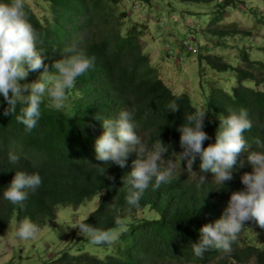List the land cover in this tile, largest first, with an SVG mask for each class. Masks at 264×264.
I'll return each mask as SVG.
<instances>
[{"label":"trees","instance_id":"1","mask_svg":"<svg viewBox=\"0 0 264 264\" xmlns=\"http://www.w3.org/2000/svg\"><path fill=\"white\" fill-rule=\"evenodd\" d=\"M145 1L152 0H136L140 4ZM157 1L172 7L176 3H210L214 0ZM121 2L38 0L44 12L49 13L40 17L25 0L26 16L43 37L44 45L37 47L49 71H56L54 62L70 55L63 50L73 45L89 59H94V64L68 92L65 110L50 109L45 99L40 105L37 125L31 132L26 131L14 115L3 114L7 101L0 94V234L9 231L14 218H17V224L25 218L30 219L40 229L47 226L48 219L54 221L57 218L62 206L78 208L84 201L100 196L96 208L82 221L99 229H110L115 227L117 218L124 220L127 231L121 234L118 249L104 259L95 257L85 252L88 241L80 235L70 243L77 244V253L67 245V249L56 254L50 264H264V229L251 220L245 222L230 252L209 248L198 258L192 247L201 239L199 230L202 226L221 218L231 194L245 189L241 177L253 171L247 160L249 151L264 153V61L251 60L244 49L241 57L245 67L239 66V59L232 60V56L206 57L219 72L235 73L238 85L228 92L223 85L210 83L202 107L200 103H194L189 94L175 93L159 75L143 45L149 26L132 20L126 22L128 15L121 9ZM225 2H220L212 17L213 23L223 22L227 8L238 1ZM210 32L225 38L251 35L218 27L200 33L208 36ZM170 33L171 36L183 34L176 29ZM241 40L248 41L245 37ZM183 41L179 43V52L189 53L186 46L191 43ZM42 71L30 72L25 82L35 81ZM172 102L179 106L174 113L168 107ZM19 109L18 105L17 114ZM198 109L206 112L204 131L209 139L203 142L204 147L215 143L219 117L229 115V110L246 113L252 124L251 129L243 133L252 147L238 154L232 170L234 178L225 185L216 184L211 172L200 173L199 156L191 176L186 170L180 173L181 167L186 169L187 160L179 161L183 149L178 129L187 123L184 114ZM124 110L132 113L134 130L149 148L165 146L161 170L170 158L176 159L178 166L170 182L157 190L150 185L138 206L126 203L129 189L124 182L134 168L133 161L138 158V153L129 154L124 168L103 164L96 159L95 153L96 139L104 132L103 121L116 120ZM9 152L19 155L16 165L9 164ZM16 170L38 173L42 178L41 186L35 192L29 191L21 205H13L3 198ZM199 174L206 175V183L200 184ZM145 210L149 213L138 215L139 211Z\"/></svg>","mask_w":264,"mask_h":264},{"label":"clouds","instance_id":"2","mask_svg":"<svg viewBox=\"0 0 264 264\" xmlns=\"http://www.w3.org/2000/svg\"><path fill=\"white\" fill-rule=\"evenodd\" d=\"M123 1L120 7L127 12L126 22L132 20L145 23L150 25L149 32H152L150 23L132 18L136 15V10L143 11L145 5L146 11L151 12V1L140 4L135 0L131 8L129 5V10L123 6ZM223 1L212 2L214 7L217 5L219 9V4ZM166 7L170 10V6ZM24 8L25 0H0V94L7 101V108L3 114L14 115L16 121L24 125L26 131L31 132L37 125L41 115L40 105L45 99L50 109L65 110L68 92L75 87L77 79L93 66L94 59L86 57L74 45L69 46L63 51L70 55L54 62L53 68L56 70L54 73L49 71L45 58L37 47L44 45L43 37L30 23ZM130 10L132 13L129 12ZM171 12L170 10L169 15L174 22H177L175 13ZM233 37L236 38L237 35ZM241 37L250 36L241 35L240 39ZM188 49L193 51L194 47L188 46ZM41 69L43 71L40 72L38 79L25 82L30 72H38ZM18 105L19 114H17ZM168 107L173 113L179 110L175 102L170 103ZM229 112L226 117H219L215 143H210L207 147L203 146V142L209 139L204 131L206 112L198 109L194 113L184 114L187 123L178 129L181 132L180 146L183 149L179 153V161L181 163V160H187L185 170L189 176L194 173L193 164L199 156L200 173L211 172L216 184L225 185L226 181L234 178L232 170L237 164L238 154L252 147L243 135L246 130L251 129L252 124L247 119L246 113H236L231 110ZM131 116V112L124 110L119 113L116 120L103 121L104 132L96 139L95 153L96 159L103 164L111 163L121 168L126 166V160L131 152L138 153V158L133 161L134 168L124 178L125 185L129 189L126 203L138 206L143 193L150 185L153 190H157L162 184L171 181L177 163L176 159L170 158L161 170L165 146L162 144L149 148L134 130ZM19 160V155L9 152L10 165H16ZM247 160L253 166V171L246 172L241 177L245 189L233 192L221 218L214 223L203 225L199 230L201 239L192 245L195 257H202L209 248L230 252L231 245L237 240L246 221H254L264 229V153L249 151ZM104 171L102 169V172ZM109 178L114 179V177ZM207 180L206 175L199 174L200 184L206 183ZM41 184L42 178L38 173L16 170L10 186L3 193V198L13 205H21L27 199L29 191L35 192ZM68 226L78 227L79 234L92 246L110 245L119 234L127 231L126 222L119 218L115 220V227L110 229H99L83 221L69 223ZM14 228V235L22 241L35 239L39 232V227L27 218L14 225Z\"/></svg>","mask_w":264,"mask_h":264},{"label":"rangeland","instance_id":"3","mask_svg":"<svg viewBox=\"0 0 264 264\" xmlns=\"http://www.w3.org/2000/svg\"><path fill=\"white\" fill-rule=\"evenodd\" d=\"M27 1L40 17L49 14L44 12L38 0ZM236 1H238L236 4L231 3L232 5L227 8L224 21L221 23L212 22V17L218 10L213 2H184V4L176 3L170 6L171 13H175L177 22H174L169 15L164 2L157 0L151 1V12L146 11L145 5L143 11L136 10V15L132 17L151 24L152 32L146 36L143 45L158 69L159 75L166 80L175 93L189 94L193 102L200 103L202 107L209 93L210 83L211 85L221 84L228 92L238 85L235 73L219 72L206 57L210 55H223L225 58L232 56L234 57L231 58L232 60L239 59L237 61L239 66L245 67L246 63L241 57L244 49L251 59L264 61V1ZM134 2L135 0H129V2L124 0L123 6L129 10V5L131 8ZM129 12L132 13L131 10ZM216 27L220 30L237 29L251 33V35L246 38L248 40L246 41L240 39L241 34L236 38L233 36L225 38L213 32H210L208 36L202 34L205 29L214 30ZM175 29L183 34L175 33L171 36L170 31ZM183 40L191 43L186 47L187 49L188 46L194 47L193 51L188 49L189 53L179 52V43ZM225 45L228 47L225 48ZM179 170L180 173L185 172L182 167ZM98 201L99 196H96L83 202L78 208H74L73 205L62 206L58 209L57 218L54 221L48 219L47 226L40 228L36 238L28 241H22L14 235V225H18L17 218H14L9 231L3 235L0 234V264H50L56 254L63 252L64 248L67 249V245L72 252L77 253L75 247L77 244L70 245V243L80 234L77 228L70 227L68 224L82 221L96 208ZM147 213H149L148 210L139 211L138 215ZM121 234L110 248L105 245L92 246L86 242L85 252L104 259L118 249ZM64 241L67 242L66 245Z\"/></svg>","mask_w":264,"mask_h":264}]
</instances>
